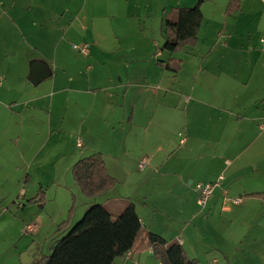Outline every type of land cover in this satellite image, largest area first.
<instances>
[{
  "label": "crops",
  "instance_id": "0c3cea01",
  "mask_svg": "<svg viewBox=\"0 0 264 264\" xmlns=\"http://www.w3.org/2000/svg\"><path fill=\"white\" fill-rule=\"evenodd\" d=\"M76 1L75 6V0H0L1 50L9 53L23 44L28 48L24 66L23 58L18 61L0 58V84L12 74L19 75L20 81L25 78L27 83L22 88L6 87L0 92V157L3 156L0 170L9 163L12 166L4 180H22V197L28 204L43 209L45 199L40 191L43 183L34 180L25 168L26 160H35L39 150L27 153L26 158L22 146L34 131L37 137L43 134L46 139L63 133L72 152L84 148L89 155L102 156L106 172L116 182L115 187H121L116 196L109 194L105 198L108 202L110 199L121 201L117 215L132 203L146 230L170 239L166 241L178 242L183 249L189 244L186 232L192 226V237L218 251L213 254H227L223 243L224 246L246 244L247 252L264 254V127H261L264 76H257L252 65L250 71L235 76L236 86L232 87L219 62L215 63V70L200 67L193 72L189 94L194 102L189 103L191 99L183 97V83L177 76L182 63L173 56L177 51L161 50L152 58L151 36L143 32L137 37L131 36L130 25L126 23L131 19L118 13L121 4L113 0L110 12L107 4L103 5L106 10V18L102 17L104 35L94 26L95 13L99 15L98 0ZM238 1L240 8L229 16L240 12L241 1ZM178 7H172L169 13L161 12L163 42L166 37L163 22ZM200 10L203 17L202 5ZM78 30L87 36L70 42ZM217 34L215 48L220 45L224 54L232 50L227 43L219 41H227L228 37L220 32L217 38ZM72 42L88 44L85 45L87 52L83 54L74 46L71 48ZM228 42L229 46L233 45L232 39ZM163 52L169 54L166 59L160 58ZM257 58L264 68V52H258ZM253 62L255 66L254 58ZM32 63L42 64L48 72L36 85L28 80ZM8 65L13 67L7 73L4 67ZM215 93L220 94V98L214 96ZM182 100L188 103L184 112L178 108ZM60 106L63 113L57 118ZM205 109H209V117H205ZM192 113L198 117L188 121L186 117ZM78 141L80 146H77ZM173 141L177 142L175 150ZM7 143L12 149L11 157L18 159V164L7 159ZM72 152L62 151L59 155L64 157ZM142 158L146 165L140 170L137 165ZM71 164L69 162L65 172L74 165ZM41 168L36 166L35 170ZM218 177H222L219 185L206 206L200 208L196 203L195 185L213 183ZM24 186H28L26 192ZM58 186L62 189L61 183ZM39 197H42L41 205L37 201ZM65 198L68 199L63 197L61 203L66 204L65 213L56 212L59 218L65 216L58 224L68 218L75 202L71 198L69 206ZM229 199L239 202L235 204ZM93 203L96 200L82 202L77 216ZM74 214L73 207L70 224ZM176 219L180 222L181 238L161 233L172 225L165 227L167 222ZM201 227L206 231H201ZM49 253L50 250L29 264ZM137 255L118 259L123 264L135 263V257L141 262V256ZM213 261L214 258L211 264ZM143 263L160 264L154 260L150 249L146 250Z\"/></svg>",
  "mask_w": 264,
  "mask_h": 264
},
{
  "label": "rangeland",
  "instance_id": "374dc122",
  "mask_svg": "<svg viewBox=\"0 0 264 264\" xmlns=\"http://www.w3.org/2000/svg\"><path fill=\"white\" fill-rule=\"evenodd\" d=\"M113 1L121 4L118 13L125 14L131 19L126 21V23L130 25L132 31L131 36L137 37L141 32H143L145 36H151L154 43L151 50V54H153L152 58L156 53V48L154 47L156 45L160 46L164 37L163 32L160 29L161 12H164L163 10H165L169 13L171 8L176 6L192 7L197 2V0ZM113 1L98 0L99 5L96 9L99 15L95 13L94 26L103 34L104 19L102 17L106 16V10L103 5L107 4L110 12ZM228 1L229 0H202L203 22L199 31L197 44L186 45L173 54L176 59L182 61L181 70L177 76L183 83V97L191 99L189 103L194 102L193 97L189 94L190 86L193 83V72L200 67L206 68L208 71L215 70V63L219 62L218 66L221 67V70L226 71V80H230L232 87L236 86L235 81H237V79L235 76L237 75L239 77L242 76L245 71H250L252 65L253 69L255 67L258 73L257 76H264V68L261 67L262 61L259 58L255 59V57L258 56V52H264V44L260 43V40L264 39V3H262L261 0H240V12L234 16H229L225 13V7ZM75 2L76 6L77 1L75 0ZM114 30L117 32V28H114ZM219 30L220 32H223L224 36L228 37L227 41H223V39H219V41L222 44L224 42L227 43L228 49L229 47L232 49L228 50L225 54L221 50L220 45L215 48L216 34ZM219 33L217 34V38L220 37ZM86 36V33L83 34L78 30L76 35H73L72 39L69 41L71 42L77 38H84ZM25 38L27 39L29 37L25 36ZM66 39H69L68 36H66ZM229 39H232V46H229ZM83 45L88 44L72 42L71 48L73 46L81 47ZM250 49L252 51H250ZM27 52L28 48L25 44L20 47L17 46L9 53H5L0 47V58H14L16 61L23 58L24 66L27 63V60L25 59ZM240 53L248 54L249 56L240 55ZM168 55L167 52H163L160 58L166 59ZM221 57L222 60H220ZM253 58L256 62L255 66L253 64ZM12 67L13 66L8 65L4 68L8 73L11 71ZM18 77L19 75L16 74L6 76L0 84V92L6 87L22 88L23 86H26L27 83L25 78L20 81ZM41 86L42 83L38 88H41ZM176 91H179V87H177ZM206 96L208 97V95ZM214 96L220 98V94L218 95L215 93ZM213 99L215 100V98ZM261 102L264 103V101ZM187 106L188 103L184 104L182 100L178 108L180 112H184ZM208 111L209 109H205V117H209ZM59 113H63V106H60L56 112L57 118ZM178 115L180 114L178 113ZM196 116L198 117V114L196 115L192 113L186 118L190 121L196 119ZM201 117H204V115H201ZM40 119H42L41 116ZM33 127L34 129L36 128V123H34ZM38 128L40 132L41 124L39 123ZM211 128L212 126L209 125L210 130ZM172 145H174V148L172 149L175 150L177 142L173 141ZM7 147H10L9 143H7ZM22 148L26 158L28 157L27 153H32L37 149L39 150L35 160H26L27 163L25 168L29 170L31 177L34 180L39 179L43 183V187L40 191L44 193L43 196L45 201L43 209L41 210L35 204H28L26 198L22 197L20 194L22 180L20 182H17L15 178H11L9 181L4 180L9 176L8 171L12 167L10 163L5 169L0 170V264H29L35 261L39 255L48 254L50 246L57 238L55 235L53 236L56 230L55 227L58 224L57 222H60L61 220L59 219L65 217L60 216L59 218L56 214L57 210L59 211V215L65 213L64 206L66 204L64 206L61 204L63 202V197L67 196L68 199L66 200L65 198V200L66 202H69V204H67L69 206L71 198H74L75 201V214L72 217L71 225L76 223L82 217L83 214L77 216V213L79 209L83 207L81 206L82 202H86L87 200L82 197L75 186L70 172L71 168L66 172L65 169H67L69 162L73 164L81 157L88 156L90 154L89 152H85L84 148L74 149L72 152V147L68 145V140L63 133H57L53 137L46 139L43 134H40V137H37L35 131L32 137L26 138ZM62 151L72 152V154L70 155L69 153H66L64 157H60L59 153ZM7 152L9 156L7 159L9 162H17L16 164H18V159L11 157L12 149L9 148ZM1 161L3 160L0 159V164L2 163ZM36 166H41L42 168L40 170H35ZM58 183H61L60 187L62 189H59ZM27 187L28 186L23 187L25 192ZM120 188L121 187L116 186L112 189L113 191L111 190L112 192L110 191L111 193L95 199L96 204L104 205L113 215H117L121 201L108 199V202L105 198L109 196V194L113 195V197L116 196V194L119 193ZM116 200L120 199L117 198ZM113 202H119V204ZM22 205L24 206L23 208ZM33 224L37 227L35 232H27L26 226ZM178 224H180V222L177 219L170 223L167 222L165 227L171 226L166 229L163 228L164 230L161 231V233H164V235H175L176 238H181L180 227ZM191 228L192 226L189 229L190 231L186 232L190 237V240L189 244H185L184 249L190 258L197 261V264H211L212 258H214L212 264H248L252 261L254 264H264V254L247 252L246 244L234 246V244L231 243L224 246L223 243L222 248L226 249L227 254L216 255L215 253L218 251L209 249L205 244H202L201 241L203 238L199 240L201 242L199 243L196 241L195 237H192L193 233ZM214 230L217 231L216 229ZM201 231L205 232L206 230L204 227H201ZM213 252L215 253L213 254ZM137 256H141V262H138V258L135 257V263L128 262L126 264H144L143 260L145 261L146 259V251ZM247 259L250 261H247ZM114 264L123 263L119 262V259L117 258Z\"/></svg>",
  "mask_w": 264,
  "mask_h": 264
},
{
  "label": "trees",
  "instance_id": "16d2710c",
  "mask_svg": "<svg viewBox=\"0 0 264 264\" xmlns=\"http://www.w3.org/2000/svg\"><path fill=\"white\" fill-rule=\"evenodd\" d=\"M201 3L202 0H198L190 8H174L167 15L163 22L166 37L156 52L165 50L172 53L186 45H194L203 21ZM239 8L238 0H229L226 13L230 15ZM70 172L82 197L87 200L105 196L116 184L106 172L99 153L80 158ZM37 201L41 205L42 197ZM73 207L69 210L68 218L57 225L53 234L57 238L50 246L49 255L33 264H114L125 253L140 254L149 249L154 260L160 264H197L178 242H167L146 230L132 203L125 206L117 216H113L102 205L93 203L71 225Z\"/></svg>",
  "mask_w": 264,
  "mask_h": 264
},
{
  "label": "built area",
  "instance_id": "2783aa9c",
  "mask_svg": "<svg viewBox=\"0 0 264 264\" xmlns=\"http://www.w3.org/2000/svg\"><path fill=\"white\" fill-rule=\"evenodd\" d=\"M262 43H264V39H262ZM74 49L78 50L79 52H81L83 54H85L87 52V46H85V45L81 46V47H75L74 46ZM261 127H264V122L261 123ZM183 142H184V140L181 139L180 143H183ZM77 146H80L79 141L77 142ZM145 165H146V160H145V158H142L141 160L138 161L137 167L140 170H142L145 167ZM221 179H222V177H218L217 180L213 183H205V184L204 183H197L195 185V189L198 192V197H197L196 203L200 208H204L206 206L209 197L212 195L214 188H216L219 185ZM225 200H227V198H225ZM230 201L232 203H235V204L239 202V200H237V199H232ZM36 229H37V227L34 224L26 226V230L29 233L35 232ZM129 256H130L129 253H125L124 256H122V257L128 258Z\"/></svg>",
  "mask_w": 264,
  "mask_h": 264
},
{
  "label": "water",
  "instance_id": "95a60500",
  "mask_svg": "<svg viewBox=\"0 0 264 264\" xmlns=\"http://www.w3.org/2000/svg\"><path fill=\"white\" fill-rule=\"evenodd\" d=\"M48 76L47 69L40 63H32L29 69V77L28 80L36 85L41 80L45 79Z\"/></svg>",
  "mask_w": 264,
  "mask_h": 264
}]
</instances>
